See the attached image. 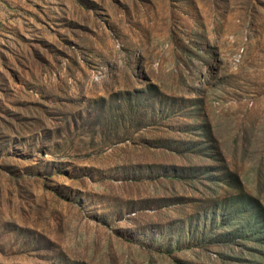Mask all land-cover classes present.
I'll use <instances>...</instances> for the list:
<instances>
[{"label":"rangeland","instance_id":"rangeland-1","mask_svg":"<svg viewBox=\"0 0 264 264\" xmlns=\"http://www.w3.org/2000/svg\"><path fill=\"white\" fill-rule=\"evenodd\" d=\"M0 264H264V0H0Z\"/></svg>","mask_w":264,"mask_h":264}]
</instances>
